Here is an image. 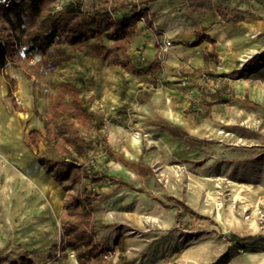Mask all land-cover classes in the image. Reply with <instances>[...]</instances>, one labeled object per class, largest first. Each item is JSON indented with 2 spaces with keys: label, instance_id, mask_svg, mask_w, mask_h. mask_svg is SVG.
<instances>
[{
  "label": "rangeland",
  "instance_id": "374dc122",
  "mask_svg": "<svg viewBox=\"0 0 264 264\" xmlns=\"http://www.w3.org/2000/svg\"><path fill=\"white\" fill-rule=\"evenodd\" d=\"M218 2L254 13L258 20L242 26L253 31L252 48L239 61L235 75L241 76L239 71L247 67L248 80L223 81L231 89L239 85L237 94L242 100L220 107L212 101L226 99L228 94L206 88L200 97L209 96L205 97L208 103L188 94L191 104H186L181 117L189 135L197 139L198 152L181 156L178 150L158 146L150 139L154 128L150 123L156 119L153 114L164 110V102L151 103V118L142 110L152 98L147 89L157 86L142 72H132L126 62H114L108 53L116 42L113 26L83 45L58 42L43 56L44 64L42 60L31 64L24 56L0 70V84L9 89L2 109L5 119L10 118L7 124H0V264H11L26 254L36 264H81L75 252L67 251L64 257L51 249L60 246L63 235V212L60 216L53 208L54 201L48 198L51 205L43 197L45 213L40 217L32 209L31 213L28 205L15 201L20 189H13L9 182L12 171L26 175L24 167L36 164L34 156L52 155L46 141L50 130H45L44 124L52 104L61 98L74 109L81 134L91 147L86 166L98 173L118 168L119 163L103 141L96 142L100 138L96 118H103L102 133L109 136L116 131L110 126L113 107L122 109L124 127L143 147L138 158L148 159L152 166V176L143 189L174 207L162 221L148 218L140 227L122 226L129 264H213L222 256H229L228 264H264V59L260 58L264 56V0ZM131 4L132 0H121L120 7L124 10ZM129 53L132 57L136 50L131 46ZM41 57L32 58L37 61ZM31 128L36 129L33 139L28 133ZM122 138L108 144L122 150L126 143ZM90 180L85 184L89 191L95 189V201L99 202L105 182L93 184ZM34 182L41 189L40 183ZM93 224L104 260L119 264V250L110 247L112 230L119 226L108 228L96 216ZM162 229H167L165 237L160 235ZM231 234L239 238L238 244L229 240ZM167 238L172 239L175 250L157 260V253L164 251L161 241L165 243ZM109 252L113 257L106 259ZM86 264L98 263L91 259Z\"/></svg>",
  "mask_w": 264,
  "mask_h": 264
},
{
  "label": "crops",
  "instance_id": "0c3cea01",
  "mask_svg": "<svg viewBox=\"0 0 264 264\" xmlns=\"http://www.w3.org/2000/svg\"><path fill=\"white\" fill-rule=\"evenodd\" d=\"M145 4L150 11L153 27L147 24L137 25L136 35L132 43L136 53L131 58L134 66L148 77L147 81L149 83L154 81L157 87L156 91L152 85L147 89L152 93V100L149 101L148 99L142 106V110L149 113V118H151L153 114L150 107L151 103L158 99L163 100L164 110L161 109V112L153 114L156 115L155 118L166 120L170 124L183 129L188 135L184 139L160 132L157 126L153 124V120L150 123L154 126L149 132L150 138L158 146L163 145L170 148V150H178V154L181 156L188 155L190 152H198L201 149L196 146L197 139L189 135L186 129V121L181 117L182 111L186 109V104H191L187 99L188 94L189 92L194 93L196 99L200 98L198 100L205 103H208V101H205V97L209 99L210 97L205 96L203 99L200 96L206 91V88L217 91L219 94H228L224 96L227 97L226 99L218 98L216 102L212 101L220 107L233 103L237 99L242 100V96L237 94V89L240 86L234 84L235 86L233 85L231 89L230 84H224L223 81H228V79L235 81L248 80V78L235 75L238 72L239 61L252 48L253 31L243 30L242 26H251L258 19L246 18L239 23H228L215 7L194 9L188 0H145ZM166 41H170L172 46L170 52L161 59L159 57L160 46ZM140 49L143 50L141 55L144 58L140 57L138 52ZM184 81H186V85L183 84ZM225 85L228 89H224ZM3 88L0 84V124L2 125L3 122L7 124L10 121L9 117L5 119L2 109V100L5 99L9 89L4 90ZM28 103L32 105L30 102ZM113 110L115 111L113 112L114 116L110 118V126L116 131H113L109 136L105 133L102 134L105 138V146L111 152V156H114V160L119 163V167H113L114 169H110L102 175H107L115 181H123L126 185L106 182L105 180L100 182L105 183L102 185L99 202L94 201L93 203L94 218L95 216L96 219L100 217V220L108 228L114 225L119 226L117 227L118 230H112V246L110 247L119 250V264H129L124 245L125 232L122 226L140 227L148 218L162 221L165 214L174 207L169 206L162 198L149 194L143 189L144 182L152 176L151 163L147 161L148 159L141 160L138 158L143 153V147L137 139L131 137L126 127H124L121 121L123 116L122 113H119L118 107H113ZM140 124L138 123V125ZM35 130L31 128L28 132L29 137L32 139ZM122 137L126 138V143L122 144V150L113 148L108 144L117 138L123 139ZM34 157L36 164L24 167L25 176L14 171L10 173V169H7L10 173L9 182L12 183L11 187L20 189V195H17L15 201L20 203L21 206L28 205L30 211L31 209L34 210L33 212L41 217L45 213L43 197L53 205L48 199L50 197L55 204L53 208L56 207L55 209L61 216L64 210L65 198L62 186L49 173L48 169L39 162V157ZM134 178H137L135 180L137 183ZM34 180L40 183L43 190L35 185ZM96 206H99L100 209H97ZM95 208L99 210L98 213ZM160 235L165 237L167 229H162ZM161 248L164 251L157 253V260H164L167 255L175 250L174 242H172V239L167 238L165 243L161 241ZM51 249L54 250V246ZM23 257H26L31 264H36L29 254L22 255L17 261ZM201 259L203 258H197L200 262ZM79 262L86 264V261L81 262L79 260Z\"/></svg>",
  "mask_w": 264,
  "mask_h": 264
},
{
  "label": "trees",
  "instance_id": "16d2710c",
  "mask_svg": "<svg viewBox=\"0 0 264 264\" xmlns=\"http://www.w3.org/2000/svg\"><path fill=\"white\" fill-rule=\"evenodd\" d=\"M188 1L194 9L215 7L228 23H239L246 18L258 19L254 13L225 7L218 0ZM120 3L121 1H118L119 6ZM52 4L56 5L57 0H19L10 7H0V69L6 68L12 61L19 62L24 56L29 59L35 55L38 58L42 56L35 63L38 65L42 60L44 64L43 56L58 42L64 40L72 46L83 45L113 26L112 35L116 42L108 48V53L114 62L118 64L126 62L132 72H141L134 66L129 53L137 30L135 21L114 25L110 21L106 4L88 12L82 11L79 1L67 4L59 10L56 6L52 7ZM147 25L153 27L151 21H148ZM19 47H23L25 51L20 53ZM260 58L264 59V56ZM239 73L240 77L249 78L247 67ZM118 111L124 114L122 109ZM96 122L100 132V138L96 142L105 143L102 134L104 120L100 117L96 118ZM153 124L160 132L184 139L188 136L183 129L164 119H156ZM45 128L47 131L50 130L48 131L50 136H47L46 141L52 155L39 157V162L48 169L65 193L61 217L63 235L60 246L55 245L54 250L63 256H67V251H74L81 262L95 259L98 264H109L105 262L104 251L96 241L93 224V203L96 199L93 190L89 191L85 181L91 178L93 184L104 180L125 183L87 168L86 162L90 159L91 147L81 134L74 109L64 99L61 98L52 104ZM229 240L235 244L239 242L235 234H231ZM230 260L229 256H222L213 264H228ZM11 264L31 263L23 257Z\"/></svg>",
  "mask_w": 264,
  "mask_h": 264
},
{
  "label": "built area",
  "instance_id": "2783aa9c",
  "mask_svg": "<svg viewBox=\"0 0 264 264\" xmlns=\"http://www.w3.org/2000/svg\"><path fill=\"white\" fill-rule=\"evenodd\" d=\"M76 1L80 2L81 9L84 12H88L93 8H101L104 4H106L110 21H112L114 25H119L126 21H135L137 25L147 24L148 21H151V14L147 5L145 4V0H132V4L124 10L118 4V1L121 0H57L56 8L58 10L62 9L63 6L74 3ZM18 2L19 0H0V7H10L11 5ZM171 46L172 43L170 41H166L163 45L160 46L159 57L161 59H163L170 52ZM18 50L20 53H23L25 51L23 47H19ZM138 52L140 54V57L144 58V56L141 55V53H143V50L140 49ZM34 62L35 59L31 58L30 63L34 64ZM183 84L186 85V81H184ZM93 190L95 189L93 188ZM112 257L113 256L111 252L105 255L106 259Z\"/></svg>",
  "mask_w": 264,
  "mask_h": 264
},
{
  "label": "bare ground",
  "instance_id": "6f19581e",
  "mask_svg": "<svg viewBox=\"0 0 264 264\" xmlns=\"http://www.w3.org/2000/svg\"><path fill=\"white\" fill-rule=\"evenodd\" d=\"M151 139V138H150ZM152 140V139H151ZM154 141V140H153ZM129 156V155H128ZM40 200V199H39ZM33 205V204H32ZM37 209V208H36ZM52 211V210H51ZM220 212V211H219ZM32 213V212H31Z\"/></svg>",
  "mask_w": 264,
  "mask_h": 264
}]
</instances>
